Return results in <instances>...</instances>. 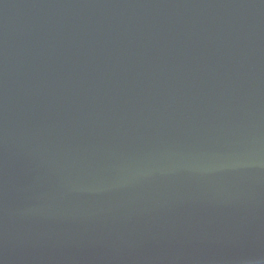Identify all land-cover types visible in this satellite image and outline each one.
<instances>
[{
    "label": "water",
    "instance_id": "obj_1",
    "mask_svg": "<svg viewBox=\"0 0 264 264\" xmlns=\"http://www.w3.org/2000/svg\"><path fill=\"white\" fill-rule=\"evenodd\" d=\"M0 264H264V0H0Z\"/></svg>",
    "mask_w": 264,
    "mask_h": 264
}]
</instances>
